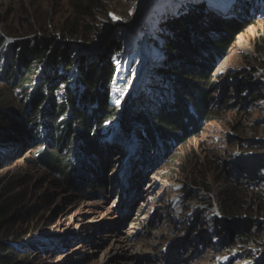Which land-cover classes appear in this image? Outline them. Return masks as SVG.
<instances>
[{
    "label": "rangeland",
    "instance_id": "obj_1",
    "mask_svg": "<svg viewBox=\"0 0 264 264\" xmlns=\"http://www.w3.org/2000/svg\"><path fill=\"white\" fill-rule=\"evenodd\" d=\"M192 1L201 2V14H241L247 23L223 56L211 51L204 69L196 64L207 76L198 83L207 92L209 114L216 118L205 123L197 118L198 135L185 133L155 159L147 155L153 147L139 142V125L131 113L155 112L170 102L172 84L158 69L165 59L162 38L171 37L145 26L175 16L177 5L188 0H166L172 3L166 9L160 7L163 0H154L147 11L148 0H102V11L90 22L74 12L71 0H0V36L7 34L17 43L46 39L51 50L77 44L71 53L73 58L80 53L82 62L101 50L103 43L92 47L102 39L117 44L107 55L112 70L107 88L118 116L101 128L103 172L100 182L88 188L91 198L63 187L31 162L44 148L43 139L29 142L13 134L11 120L0 122V201L7 200L0 205H14L0 220V242L13 253L12 264H262L264 0ZM184 11L191 14L194 9L186 6ZM74 29L73 37L68 31ZM7 44H0V90L7 86ZM45 53L29 69L36 80L43 73ZM184 67L196 71L192 65ZM67 82L72 84L71 79ZM22 95L13 92L14 107L2 108L4 115H30L28 103L19 101ZM152 183L161 187L150 190ZM162 207L175 221H160ZM134 217L140 222L132 221ZM161 230L171 240L152 238ZM147 242L155 248L143 247ZM189 253H195L191 260Z\"/></svg>",
    "mask_w": 264,
    "mask_h": 264
},
{
    "label": "trees",
    "instance_id": "obj_2",
    "mask_svg": "<svg viewBox=\"0 0 264 264\" xmlns=\"http://www.w3.org/2000/svg\"><path fill=\"white\" fill-rule=\"evenodd\" d=\"M71 2L74 12L86 17L89 22L95 19V12H99L102 6V0ZM171 5L166 0L160 3L162 9ZM177 6L175 16L169 15L145 26L159 31V36L171 37L162 38L165 59L158 71L164 80L171 82L172 98L170 102L161 103L155 112L136 109L131 113L132 119L139 125L136 133L139 142L153 147L150 152L149 149L146 151L150 158L155 159L161 157L166 145L168 147L184 138L185 133L188 135L191 131L198 135L197 118L203 123L216 118L209 114L205 102L207 92L200 90L198 83L202 79L205 81L207 76L196 64L201 63L200 68L204 69L202 65L210 57L211 51L223 56L229 41L247 23V18L241 19V14L228 17L210 12L201 14V2L197 1L188 0L186 4ZM186 6L193 8L194 12L187 14L184 11ZM205 15L211 17L207 19ZM203 20L209 23L208 27L201 26ZM85 25L83 23L79 28L83 29ZM206 28L217 29L218 33L206 32ZM68 32L73 37L77 35L75 29ZM196 37L199 39L196 40ZM7 38H10L7 34L0 36V44L5 45ZM15 41L7 48L4 72L9 71L11 65L15 67L14 71H9L7 77L5 72L3 78L7 86L0 90V122L11 120L13 134L20 133L29 142L43 139L44 148L33 156L31 162L49 171L58 184L76 191L84 199H89L91 195L88 188L94 182H100L99 177L103 172L101 166L104 150L98 141L101 128L118 116V109L108 102L107 88L112 71L107 55L115 51L117 44L111 40L103 42L101 50L90 60L82 62L80 53L76 58L71 53L73 48L79 47L77 44L63 43L64 47L51 50L46 39L30 42L24 40L20 43ZM46 50L48 55L45 57L43 73L36 80L29 74V69L43 53L46 54ZM187 65H192L196 71H188L184 67ZM67 78L71 79L72 84L68 85ZM14 91L23 92V98L19 101L21 105L28 103L26 108L30 109V115L23 119H18L14 113V116L4 115L2 110L14 107ZM84 167L87 173L82 171ZM2 202L6 204L7 200L1 198L0 203ZM13 206L0 205V220L12 213ZM3 243L0 242V264H12L10 260L13 253L8 247L10 244L6 246L8 248H3ZM5 249L9 252L4 253Z\"/></svg>",
    "mask_w": 264,
    "mask_h": 264
},
{
    "label": "bare ground",
    "instance_id": "obj_3",
    "mask_svg": "<svg viewBox=\"0 0 264 264\" xmlns=\"http://www.w3.org/2000/svg\"><path fill=\"white\" fill-rule=\"evenodd\" d=\"M149 1V3H148V6H147V8H146V11L148 10V8L150 7V4H151V2L153 3V1L154 0H148ZM160 0H158V2H159ZM229 8V7H228ZM225 11V10H224ZM132 15V14H131ZM137 81H138V79H137ZM110 149V148H109ZM140 178V177H139ZM135 180V179H134ZM140 182V181H139ZM113 184V181H111V185ZM133 185L135 186L136 184L134 183V181H133ZM133 186V187H134ZM161 187V185H159V184H154V183H152L151 184V186H150V190H151V188L152 189H157L158 187ZM168 187H165V188H163V186H162V190L163 191H166V192H170L171 190L170 189H167ZM132 189V188H131ZM161 189V188H160ZM142 192V191H141ZM171 193V192H170ZM143 197V196H142ZM141 197V198H142ZM138 198L140 199V197L138 196ZM127 199V198H126ZM127 201V200H126ZM202 211V210H201ZM171 212V211H170ZM157 213H159V216L161 217L160 218V221H162V223L164 222V224L165 223H167V221L168 222H171L172 223V221H175V219H174V217H175V215L173 214V213H169V211H168V209L167 208H160V212H159V210H158V212ZM201 213V212H200ZM203 213H204V211H203ZM132 219V221H136L137 220V222H140V220L139 219H137L136 217H134V218H131ZM180 221H181V219H180ZM176 223V222H175ZM65 224H66V221H63V222H61V226H65ZM176 225V224H175ZM166 226V225H165ZM177 227V226H176ZM167 237V238H166ZM152 238H155V239H163V238H165L164 240L165 241H169V240H171L170 238H169V236H166V234L164 233V231H160V232H158V233H156V234H154L153 235V237ZM143 247H146V248H149V250L150 249H154L155 247L153 246V244H151L150 242L148 243L147 242V244H145V245H143ZM122 249H124V247L122 248ZM197 252V251H196ZM195 252V253H196ZM186 253H187V251H186ZM195 253H189V255H190V258H189V260H191L192 259V256H194V254ZM160 258V257H159ZM184 258V257H183ZM156 260H157V258H156ZM156 260H155V262H156ZM183 260V259H182ZM262 264H264V259L262 260Z\"/></svg>",
    "mask_w": 264,
    "mask_h": 264
},
{
    "label": "clouds",
    "instance_id": "obj_4",
    "mask_svg": "<svg viewBox=\"0 0 264 264\" xmlns=\"http://www.w3.org/2000/svg\"><path fill=\"white\" fill-rule=\"evenodd\" d=\"M8 39H10L9 41H7L8 42V44H7V48L11 45V43H13L15 40H13V38H7V40ZM7 51H8V49H7ZM6 59H7V55H6Z\"/></svg>",
    "mask_w": 264,
    "mask_h": 264
},
{
    "label": "water",
    "instance_id": "obj_5",
    "mask_svg": "<svg viewBox=\"0 0 264 264\" xmlns=\"http://www.w3.org/2000/svg\"><path fill=\"white\" fill-rule=\"evenodd\" d=\"M106 38H104V39H102L98 44H96L94 47H92L93 49L94 48H98L99 47V45H102V43L104 42V40H105ZM87 49V48H86ZM88 50H89V48H88Z\"/></svg>",
    "mask_w": 264,
    "mask_h": 264
},
{
    "label": "snow or ice",
    "instance_id": "obj_6",
    "mask_svg": "<svg viewBox=\"0 0 264 264\" xmlns=\"http://www.w3.org/2000/svg\"><path fill=\"white\" fill-rule=\"evenodd\" d=\"M110 15H112V14H110ZM113 19H118L117 17H115V16H113Z\"/></svg>",
    "mask_w": 264,
    "mask_h": 264
}]
</instances>
